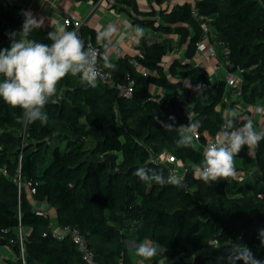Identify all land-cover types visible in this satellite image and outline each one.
Masks as SVG:
<instances>
[{
	"label": "trees",
	"instance_id": "1",
	"mask_svg": "<svg viewBox=\"0 0 264 264\" xmlns=\"http://www.w3.org/2000/svg\"><path fill=\"white\" fill-rule=\"evenodd\" d=\"M21 13L18 6L0 0V50L10 47V33L21 30ZM153 15L135 23L152 27L157 21ZM159 18L158 30L180 34L187 41L184 56L188 59L195 56L196 43L209 26V40L225 68L240 72L242 119L236 127L242 126L250 117L246 107L264 103V0H196L162 11ZM187 27L193 31L190 36ZM77 34L86 46L99 47L94 29L81 26ZM47 35L39 28L29 38L50 43ZM169 49L166 43H151L141 48L142 58L125 55L114 60L115 71L104 69L111 73L113 86L98 81L92 88L69 74L45 107L47 125L27 122L22 109L0 99V247L7 246L12 253L0 258V264H87L70 237L53 236L51 214L35 211L32 201L49 206L60 227L76 229L97 264H132L128 240L151 241L161 250L158 259H185L211 244L238 243L264 260V246L258 239L264 229V183L248 174L251 158L242 150L235 157L245 174L240 181H230L229 191L228 179L209 185L193 173L203 159L201 147L223 126L220 105L227 93L226 80L212 84L204 67L188 63L177 72L178 61L165 73L162 60ZM132 60L149 74L144 76ZM129 80L131 95H119L118 87ZM198 84L204 90L212 86L213 91L197 94L193 88ZM151 86L160 88L161 94H153ZM187 108L190 120L201 122L199 138L191 147H177V133L166 132L153 117L172 123L169 117L174 116L175 126H180ZM252 148L257 171L264 178V140ZM165 154L176 161L151 159ZM178 162L184 166L178 174L184 178L182 188L149 187L133 175L138 167H150L167 177ZM18 175L31 184L20 194L13 181ZM203 259L196 257L195 262Z\"/></svg>",
	"mask_w": 264,
	"mask_h": 264
},
{
	"label": "clouds",
	"instance_id": "2",
	"mask_svg": "<svg viewBox=\"0 0 264 264\" xmlns=\"http://www.w3.org/2000/svg\"><path fill=\"white\" fill-rule=\"evenodd\" d=\"M24 22L19 32L9 34V48L0 50V99L12 108H20L27 122L39 121L47 125L49 116L45 111L49 101L56 97L57 85L68 76L79 77L81 83L89 87H97L98 81L104 76L102 69L115 71L113 63L114 39L117 35L115 24L102 26L96 33L98 48L85 45L77 32L67 30V25H58L47 35L50 43H41L29 37L34 30L44 24L43 18H37L30 10H22ZM131 40L139 44L144 38V29L140 26L132 28ZM102 62V64H101ZM187 87H192L190 84ZM197 94L204 92L203 85L193 88ZM264 111V110H261ZM166 132L177 133V147H191L199 138L201 122L190 120L187 125L175 126V117L170 116L172 123L160 121ZM242 119L238 109L233 108L224 114V123L215 138L203 149L202 161L193 169L196 179L211 185L219 180L235 178L237 171L235 157L246 146L251 149L264 140V129L256 130L253 120L248 118L242 126L236 127V121ZM133 175L149 187L153 184L171 185L182 188L183 176L174 171L165 177L162 170L150 167H138ZM258 239L264 246V229L259 230ZM158 253V246L151 241H142L135 248V255L144 260H151ZM218 261L226 264H264L257 259L252 250L243 244H232L226 248L225 255Z\"/></svg>",
	"mask_w": 264,
	"mask_h": 264
},
{
	"label": "crops",
	"instance_id": "3",
	"mask_svg": "<svg viewBox=\"0 0 264 264\" xmlns=\"http://www.w3.org/2000/svg\"><path fill=\"white\" fill-rule=\"evenodd\" d=\"M6 2L7 6H18L21 10H30L38 19L43 18L44 24L41 28H43L48 33L58 25H65L63 20L67 16H72L77 20H81V26L86 25L94 29L96 33L97 30H99L102 26L106 27L110 23L115 24L118 31L113 43L117 51L113 52V61L125 55L138 56V54H142L140 52L141 48L151 43H166L170 49L162 60L165 73L169 72V67L174 61L179 62V65L176 66L177 72L184 71V66L187 63L190 67L199 65L205 68L209 78L215 77L217 80L219 79L218 71L222 67L226 69L223 62H221V54L217 51L215 44L211 43L209 40V38L212 36L211 29L209 30L208 35L204 38V42L207 46H212L214 48L216 55L213 58L202 60L200 56H197V58L193 56L190 59L184 56L187 41L183 40L180 34L164 33L156 28V25L160 19V12H170L175 7L183 5L184 3L193 4V2L189 0H6ZM151 12H154L152 18L157 20L154 26H141L135 23L136 19L142 20L148 18V14ZM125 23L130 25L132 28L138 25L144 29L145 36L139 42V44H136L131 40V31L125 27ZM80 27L75 29L70 26L67 27V30L77 32ZM187 28L189 29L190 36L193 31L189 27ZM136 69L141 71L140 67H137ZM170 78L172 80H176L174 77ZM210 82L212 84L215 83V81L213 82L212 80ZM239 85L240 77L237 86H230L232 91L227 89V93L225 94L222 101L223 105H220L223 115L230 109H241ZM150 89L155 95L161 94V89L158 87L151 86ZM212 91L213 87L210 86L204 90V93L209 94ZM228 95L231 96L227 98ZM233 95L235 96L232 97ZM246 109L250 114L249 118L253 120L256 130L258 128L264 129V111H261L264 110L263 101H259L253 106L246 107ZM186 111L191 112L188 108ZM179 122L180 125H182L181 119ZM242 151L251 158L249 162L250 169H248V174L250 177L264 183V178L257 171L255 165L256 161L253 148L249 149L245 146ZM183 167V164L178 162L176 163L174 169L177 171V174H179ZM235 167L237 176L235 178H228V181H231L232 179H237L240 181L243 179L245 172L240 169L243 167V165H241V160L238 158L235 159ZM48 212L51 214L52 219L56 220L53 215V210L48 208ZM137 245V243H130L129 240L126 242V246H129V249L127 248V250L132 264L135 263L134 258H139L141 260H138V264H147L153 262V259L157 260L161 251L160 248H158V253L155 257H153L151 260H144L143 258L137 257L135 255V248ZM9 252L11 251L7 246L0 247V258L12 257V253Z\"/></svg>",
	"mask_w": 264,
	"mask_h": 264
},
{
	"label": "built area",
	"instance_id": "4",
	"mask_svg": "<svg viewBox=\"0 0 264 264\" xmlns=\"http://www.w3.org/2000/svg\"><path fill=\"white\" fill-rule=\"evenodd\" d=\"M191 2H195L196 0H189ZM194 14H196L195 11H193ZM63 23L65 25H67V27L72 26L75 29H78V27H80L82 25L81 20H77L75 18H73L72 16H67L64 18ZM210 28L208 26H205L203 28V39H201L199 42L196 43V54H195V58H197V56H200L202 60H206L209 58H213L215 57L216 53L215 50L212 46H207L204 42V38L208 35ZM90 45V44H89ZM93 47V46H92ZM138 56L140 58H142V54H138ZM131 63L133 64L134 67H139L137 61L132 60ZM104 76L99 80L109 86H113V79H112V75L110 72L105 71L104 69H102ZM141 72L144 76L149 74V71L145 68L141 69ZM128 79V77H127ZM239 81V77L235 76L232 74V72H228L227 76H226V84L228 86L233 87L235 85V82ZM132 84L133 82L131 80H129L127 85L124 86H119V95L121 96H130L132 93ZM192 114L191 112H187L186 109L183 110L182 115H181V121H182V125H187L189 123V119H191ZM201 147V146H199ZM201 149L203 150L204 148L201 147ZM161 158V159H160ZM152 157L151 159L155 162H169V163H174L176 160L173 156H170L168 154H165L161 157ZM172 171H174L177 174V171L175 169H172ZM2 172L6 175L7 172L6 170H2ZM178 175V174H177ZM17 187H18V192L20 194L21 189L24 186L27 187H31V184L28 183H24L21 181L20 176L18 175V177H15V179L13 180ZM34 189L31 188V193H34ZM35 211L42 213V214H46L43 213L40 210H36ZM49 231L53 234V236L57 239V240H63L66 236L70 237L72 239V241L74 242V244L76 245L78 251L80 252L83 260L87 263V264H97V262L95 261V257L93 252L88 248L87 243L85 241V238L74 228H70V227H60L56 220L51 219L50 223H49ZM19 241H20V246H21V258H24V246H23V229L20 227L19 228ZM148 264H153V262H150Z\"/></svg>",
	"mask_w": 264,
	"mask_h": 264
},
{
	"label": "rangeland",
	"instance_id": "5",
	"mask_svg": "<svg viewBox=\"0 0 264 264\" xmlns=\"http://www.w3.org/2000/svg\"><path fill=\"white\" fill-rule=\"evenodd\" d=\"M218 73H219V79L220 78H223V79L226 80V76L228 74L227 69H224L222 67L218 71ZM232 74L235 75V76H239L240 75V72L239 71H233ZM210 79L213 82L214 81L215 82L217 81V78H215V77H211ZM237 85H238V82L236 81L235 82V86H237ZM230 88H231L230 86L227 87V89H230ZM230 96L231 95H228L227 98L230 97ZM234 96L235 95H233L232 97H234ZM227 185H228V191H229L230 190V187H231L230 181L227 182ZM32 202L34 204V209L40 210L43 213H47L48 212L49 206H47L46 204H44V203L43 204L42 203H35L34 201H32ZM129 242L130 243H133V244L136 243L134 240H129ZM227 247H230V246H228L226 244L225 245H217V244L214 245V244H211L209 247L197 251L190 258H185V259H180V258H175V259H169V258L158 259L157 258V260L153 259V262H155V264H224V261H218V257H221V256L225 255V252H226V248ZM127 248L129 249V246H127ZM9 253H11V252H9ZM196 257H202V258H204L203 259V262L196 263L195 262V258ZM138 260H140V259L139 258H134V262L136 264H138Z\"/></svg>",
	"mask_w": 264,
	"mask_h": 264
}]
</instances>
